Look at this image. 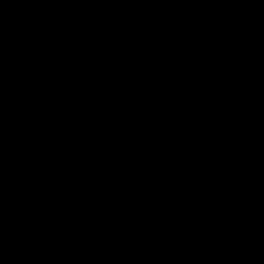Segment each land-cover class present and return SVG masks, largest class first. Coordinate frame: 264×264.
<instances>
[{
    "label": "water",
    "instance_id": "95a60500",
    "mask_svg": "<svg viewBox=\"0 0 264 264\" xmlns=\"http://www.w3.org/2000/svg\"><path fill=\"white\" fill-rule=\"evenodd\" d=\"M0 264H264V0H0Z\"/></svg>",
    "mask_w": 264,
    "mask_h": 264
}]
</instances>
